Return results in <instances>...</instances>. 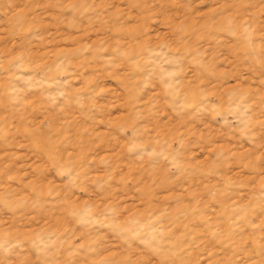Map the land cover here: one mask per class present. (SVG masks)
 I'll return each instance as SVG.
<instances>
[{"label": "rangeland", "instance_id": "rangeland-1", "mask_svg": "<svg viewBox=\"0 0 264 264\" xmlns=\"http://www.w3.org/2000/svg\"><path fill=\"white\" fill-rule=\"evenodd\" d=\"M0 264H264V0H0Z\"/></svg>", "mask_w": 264, "mask_h": 264}]
</instances>
